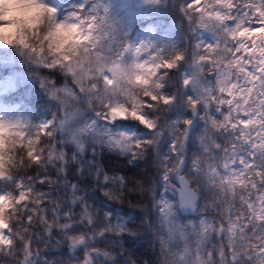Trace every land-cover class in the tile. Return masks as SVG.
Returning a JSON list of instances; mask_svg holds the SVG:
<instances>
[{"label":"snow or ice","instance_id":"6c2138e0","mask_svg":"<svg viewBox=\"0 0 264 264\" xmlns=\"http://www.w3.org/2000/svg\"><path fill=\"white\" fill-rule=\"evenodd\" d=\"M5 2L0 45L57 109L0 115L5 264H139L126 244L144 233L159 264H264V0H180L178 43L129 41L103 0Z\"/></svg>","mask_w":264,"mask_h":264},{"label":"trees","instance_id":"16d2710c","mask_svg":"<svg viewBox=\"0 0 264 264\" xmlns=\"http://www.w3.org/2000/svg\"><path fill=\"white\" fill-rule=\"evenodd\" d=\"M51 1L47 0L48 3ZM133 1L129 0L130 4ZM57 2L59 3V8L63 9L70 0H57ZM103 2L108 6L113 21L115 18H126L129 23L134 24L132 27L133 30L148 26L152 30V34L160 42L171 41L178 43L184 37L190 35L187 29V22L182 20V14L179 12L180 0H164L160 4L143 6L145 10H136L134 12L132 11V4L129 6L130 4H128L127 0H103ZM5 60L8 61L5 62ZM32 72L33 66L25 63L13 48L0 50V79L7 73L15 76L19 75L23 78V84L17 85L15 89L3 93L0 96V101L6 105L11 113L18 115L20 119L37 123L46 118L50 119L51 114L56 113L57 109L53 107L55 102L51 101L49 94L41 88L39 80ZM70 82L69 80L68 83ZM16 159H20L19 154L16 155ZM101 163L105 165V170L109 166H114L116 168H123L124 173H127L129 176L132 175V172L128 171V169L133 168V166L128 165L127 161L122 157L113 155L111 160H109L105 155L102 156ZM139 168L145 169V171L151 169L149 175L154 172L151 165L145 168L143 161L139 162ZM138 170L133 168V171ZM16 171L20 175H23L25 170L17 169ZM34 174V172L28 173V175ZM69 179L71 180V175ZM137 202L133 200V203ZM123 207L127 210V201ZM151 239L150 233H144L138 240H132L126 244V247L134 254V259L139 261V264H159V248L152 246ZM100 246L103 247V245ZM40 250L49 260L66 258L64 256V249L53 250L51 246L45 248L41 245ZM82 256L83 253L81 252V259ZM0 264H5V260L2 257H0Z\"/></svg>","mask_w":264,"mask_h":264},{"label":"rangeland","instance_id":"374dc122","mask_svg":"<svg viewBox=\"0 0 264 264\" xmlns=\"http://www.w3.org/2000/svg\"><path fill=\"white\" fill-rule=\"evenodd\" d=\"M10 2V0H9ZM51 4H55L58 7L57 2L53 1ZM2 5V4H0ZM147 5H151V4H147L145 3V0L139 1L136 0L135 4H134V8L136 7H143V6H147ZM2 9V8H0ZM133 11V10H132ZM5 17L0 16V19H3ZM116 26H118L119 28H121L126 34H127V38L129 39V41L131 42H136L139 41L140 39H144L147 37H154V35H151L150 31H146L145 29H141L139 31H133L132 29V24L129 23L126 19H119V18H115L113 21ZM155 38V37H154ZM157 40V38H156ZM155 42V41H154ZM9 46L6 45H0V50H4L5 48H8ZM11 48V47H9ZM8 60H5V62ZM8 64V63H5ZM18 82H21L20 79H15L13 76L7 75L5 78L0 79V94L7 92L10 89H14V87L17 85ZM71 84V82L69 83V85ZM0 115H7L13 119H19V117L17 115L11 114L9 113L4 105H2V103L0 102Z\"/></svg>","mask_w":264,"mask_h":264},{"label":"clouds","instance_id":"9594fccd","mask_svg":"<svg viewBox=\"0 0 264 264\" xmlns=\"http://www.w3.org/2000/svg\"><path fill=\"white\" fill-rule=\"evenodd\" d=\"M12 5L10 3L5 2L4 4L0 5V8H2L5 12H7ZM28 7H32V5H28ZM39 15V14H37ZM20 27L18 28L17 34L18 38H23L24 36L28 35V28L25 26V23L23 20H20L19 22ZM48 24V13L45 11L44 16H43V25L41 27V31L44 30V28L47 27Z\"/></svg>","mask_w":264,"mask_h":264}]
</instances>
